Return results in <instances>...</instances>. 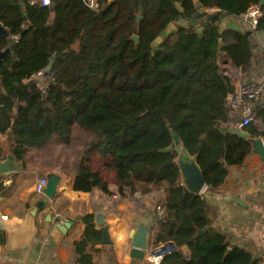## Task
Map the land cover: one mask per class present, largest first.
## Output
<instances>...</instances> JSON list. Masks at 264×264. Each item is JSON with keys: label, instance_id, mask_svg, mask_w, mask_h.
Here are the masks:
<instances>
[{"label": "trees", "instance_id": "obj_1", "mask_svg": "<svg viewBox=\"0 0 264 264\" xmlns=\"http://www.w3.org/2000/svg\"><path fill=\"white\" fill-rule=\"evenodd\" d=\"M260 1L200 0L206 15L193 19L201 11L195 0H97L96 7L89 0H51L47 6L0 0V20L14 38L0 66V133L13 121L12 134L37 150L52 140L69 152L79 145L84 153L95 150L109 158L106 168L116 173L124 195L163 189L154 243H187L194 255L189 260L174 251L162 264H259L246 249L230 248L214 229L205 195L187 189L177 152L166 149L174 146L173 129L197 155L208 190L218 189L230 166L243 163L252 151L247 139L228 130L235 77L224 72L226 64L247 72L250 35L222 30L221 22L223 14L241 16ZM171 22L177 31L154 52L153 41ZM258 30H264V14ZM7 44L0 34V49ZM39 72L46 82L34 78ZM244 128L251 136L262 134L254 122ZM20 150L19 156L27 152ZM78 152L72 167L71 153L61 164L65 173L76 174L75 188L105 187L82 166L86 158ZM83 220L87 228L79 249L85 262L86 247L100 241L102 229L95 227L93 213ZM204 228L208 231L194 239Z\"/></svg>", "mask_w": 264, "mask_h": 264}, {"label": "crops", "instance_id": "obj_2", "mask_svg": "<svg viewBox=\"0 0 264 264\" xmlns=\"http://www.w3.org/2000/svg\"><path fill=\"white\" fill-rule=\"evenodd\" d=\"M89 2L91 6H97V0ZM205 10L214 12L217 8ZM222 17V30L233 29L249 34L252 49L246 73L230 69L228 64L224 66V72L230 71L235 77V92L228 97L231 108L232 99L240 96L247 76L252 83L264 85V39L250 28L245 13L241 16L225 13ZM222 57L226 60V56ZM254 106L256 118L253 122L262 132L254 137L264 139V119L258 116L259 113L264 115V87ZM240 119L241 111L232 112L229 126L239 125ZM12 123L0 133V159L13 156L22 169L0 176V264H152L148 254L144 258L132 256L130 234L137 219H143L151 212L160 217L157 207L161 205L165 191L160 189L147 194L124 195L116 173L106 168L109 158L95 150H86V155L82 153L80 156L86 158L83 161L85 166L106 186L97 185L91 191L76 189V174L65 173L55 159L56 148L66 153L69 150L55 140L47 149L37 150L12 134ZM22 148H26L27 152L19 156ZM51 169L64 174L58 193L54 198H48L44 207L33 209L39 200L46 197L44 192L36 190V184ZM114 194L120 197L116 199ZM200 194L206 197L214 229L226 236L230 248L246 249L258 259L259 264H264V241L260 236L264 229V159L252 150L243 163L230 166L224 183L218 189L208 190L205 186ZM98 206L109 210L106 226L112 243L103 244L101 237L98 243L88 245L85 251L89 252L90 258L82 262L79 246L87 228L83 217L93 213L95 223L94 210ZM66 222H70V226L62 230L59 224ZM154 234L155 230L151 235V245L156 244ZM178 251L189 260L193 258L187 243L181 244Z\"/></svg>", "mask_w": 264, "mask_h": 264}, {"label": "water", "instance_id": "obj_3", "mask_svg": "<svg viewBox=\"0 0 264 264\" xmlns=\"http://www.w3.org/2000/svg\"><path fill=\"white\" fill-rule=\"evenodd\" d=\"M196 6L198 8H201V2L200 0H195ZM261 6H264V0L260 1ZM177 6L180 10H182V4L180 2L177 3ZM206 15V12L203 8H201V11L194 16L193 19H197L200 17H204ZM138 21L141 19V15H138ZM193 19L188 20L187 22L189 24H192L194 26L198 25L197 21H194ZM177 31V26L175 23L171 22L169 23L166 28L161 31V33L156 37V39L153 41L154 46V52L158 50L159 45L164 41L165 38H167L169 35H171L173 32ZM198 31H202V27H198ZM0 34H3L7 37L8 44L5 48L0 49V66L3 67L6 64L7 58L11 54V50L14 45V38L9 35L8 30L3 25V23L0 20ZM257 34L264 39V30H258ZM133 40L136 41V43H139V35L134 34L131 36ZM223 41L221 40L220 46H222ZM48 70V69H47ZM46 76H43L41 79H39L42 82H46ZM36 80H38L36 78ZM252 83V80L247 76L245 79V85ZM243 119H240L242 121ZM222 131H226V126H221ZM228 130L230 132L236 133L240 135L241 137L247 139L251 145L252 150L259 154L262 159H264V139L262 137H254L251 136L250 133L242 126L239 125H230L228 127ZM173 139H174V146L168 147L166 150H175L177 152L176 162L179 165L180 168V174H181V181L182 183L187 187V189L192 193L200 194L204 187L206 186V180L204 178V174L202 171V168L200 164L198 163L197 155H193L186 147V145L182 142L180 137L174 132L172 129ZM22 167L19 163H16L13 156H8L6 159H0V176L2 175H8L10 173L16 172L21 170ZM47 185L44 189V194L46 197L42 198L37 202L35 207L33 209H39L40 207H44L47 202L48 198H54L55 195L58 193V186L61 183L62 179L64 178V174L61 173L58 170L51 169L47 174ZM32 209V210H33ZM108 209L98 206L95 208V225L99 228H102V243L103 244H110L112 243V240L110 238L109 229L106 226L107 220L106 215L108 213ZM160 217L156 216L155 212H151L149 215H147L143 219H137L134 222L135 228L131 230V246L132 251L131 254L133 257L136 258H144L147 254V251L150 247V241H151V235L153 232L154 225L158 221ZM70 226V222H66L64 224H59V227L62 230H65V228ZM208 231V228L200 229L197 234L194 236V239L200 236L201 234ZM170 246H175L174 241H168L164 243L163 245H160L157 249H155L154 253L159 255H165L168 254V249Z\"/></svg>", "mask_w": 264, "mask_h": 264}, {"label": "built area", "instance_id": "obj_4", "mask_svg": "<svg viewBox=\"0 0 264 264\" xmlns=\"http://www.w3.org/2000/svg\"><path fill=\"white\" fill-rule=\"evenodd\" d=\"M32 4H38L41 6H47L51 4V0H31ZM264 10L261 6V4H251L247 12L245 13V17L247 21L249 22L250 28L254 31L257 32L258 30V24L260 19L263 17ZM222 62L225 61V57L221 58ZM44 76V72H39L36 75V78L39 80ZM264 85L261 83H251L248 85H245L242 87L240 96L239 97H234L232 99V104H231V113L239 110L242 112V121L239 123V126H246L253 122L256 118V111H255V106H254V101L260 96V94L263 91ZM47 178L46 176H42L39 178L37 184H36V190L40 193H43L46 185H47ZM120 197L119 194H114V198L118 199ZM158 214L160 216L163 215L164 209L162 205H158L157 207ZM4 218H7V215H3ZM261 239L264 241V229L260 232ZM168 242V241H167ZM166 243V242H165ZM162 244H155V245H150L149 250L147 251L148 254V259L152 262V264H161L162 259L164 258L163 255H159L154 253L155 249L160 247ZM180 245L175 242V246H170L168 249V254L172 253L174 251L179 250Z\"/></svg>", "mask_w": 264, "mask_h": 264}, {"label": "rangeland", "instance_id": "obj_5", "mask_svg": "<svg viewBox=\"0 0 264 264\" xmlns=\"http://www.w3.org/2000/svg\"><path fill=\"white\" fill-rule=\"evenodd\" d=\"M57 149L58 148H56L54 150L56 162L58 164H67L69 162V159L67 157L68 154L66 152L62 151V150H57ZM80 150L83 151V148L81 147V145H79V148L77 149V151L76 150L75 151L71 150V152L68 151L69 154L70 153L72 154V161H73L72 163L71 162L69 163V167L73 166V163H74L73 159H77L76 155L79 153L78 151H80ZM83 155H86V154L83 152ZM85 165H86V163L82 164V166L86 167Z\"/></svg>", "mask_w": 264, "mask_h": 264}, {"label": "flooded vegetation", "instance_id": "obj_6", "mask_svg": "<svg viewBox=\"0 0 264 264\" xmlns=\"http://www.w3.org/2000/svg\"><path fill=\"white\" fill-rule=\"evenodd\" d=\"M42 83H44V82H42Z\"/></svg>", "mask_w": 264, "mask_h": 264}]
</instances>
